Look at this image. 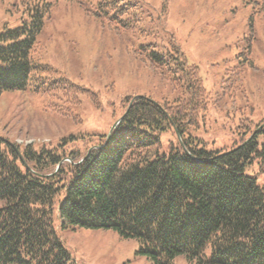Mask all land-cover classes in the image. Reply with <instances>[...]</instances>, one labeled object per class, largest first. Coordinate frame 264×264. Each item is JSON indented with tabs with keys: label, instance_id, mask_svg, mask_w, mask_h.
<instances>
[{
	"label": "trees",
	"instance_id": "obj_1",
	"mask_svg": "<svg viewBox=\"0 0 264 264\" xmlns=\"http://www.w3.org/2000/svg\"><path fill=\"white\" fill-rule=\"evenodd\" d=\"M99 5L118 31L146 32L133 4ZM47 6L33 5L28 20L0 37V95L46 93L51 109L80 122L73 109L84 98L98 106V96L40 62ZM170 40L169 48L154 42L132 52L167 83L172 100L126 97L109 138L61 155L56 147H16L21 158L0 138V264H70L53 225L55 199L61 228L114 229L134 238L151 264H174L181 254L190 264H264V121L244 117L228 150H208L195 136L209 107L243 113L235 102L247 96L245 71L264 80V70L246 43L211 95ZM165 133L172 136L166 150Z\"/></svg>",
	"mask_w": 264,
	"mask_h": 264
},
{
	"label": "rangeland",
	"instance_id": "obj_2",
	"mask_svg": "<svg viewBox=\"0 0 264 264\" xmlns=\"http://www.w3.org/2000/svg\"><path fill=\"white\" fill-rule=\"evenodd\" d=\"M104 1L111 0H0V37L28 20L33 5L48 4L38 36L45 42L40 62L50 66L55 76L91 89L99 102L95 106L90 99H82L73 109L80 118L76 122L51 109L46 93L36 94L29 88L3 92L0 138L6 143L36 150L56 147L59 155L74 149L82 152L108 135L122 116L126 97L171 101L174 92L167 83L133 55L138 44L157 42L169 48L172 35L211 95L219 90L226 71L238 65L236 54L246 43L253 44L252 59L264 70V0H123L135 6L141 18L138 27L147 33L118 31L119 24L112 25L113 20L108 22L101 15L99 4ZM249 33L252 41H246ZM244 78L247 96L235 102L237 107L246 106L243 113L209 107L200 119L195 136L206 149H231L238 132L235 126L246 116L255 125L264 121V80L249 69ZM169 135L161 138L165 150ZM56 200L53 225L70 253V264H151L138 252L134 238H124L114 229L61 228ZM173 263L190 264L182 254Z\"/></svg>",
	"mask_w": 264,
	"mask_h": 264
},
{
	"label": "water",
	"instance_id": "obj_3",
	"mask_svg": "<svg viewBox=\"0 0 264 264\" xmlns=\"http://www.w3.org/2000/svg\"><path fill=\"white\" fill-rule=\"evenodd\" d=\"M120 119H121V118H120ZM120 119H118V120L115 122V124L112 126V128L110 129V131H109V133H108V135H107V138H109L111 131L117 126V124L119 123ZM16 152H17L19 158H21V155L19 154V151H16Z\"/></svg>",
	"mask_w": 264,
	"mask_h": 264
}]
</instances>
